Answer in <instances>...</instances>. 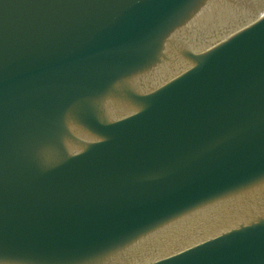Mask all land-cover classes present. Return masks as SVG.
I'll return each mask as SVG.
<instances>
[{"label":"water","instance_id":"95a60500","mask_svg":"<svg viewBox=\"0 0 264 264\" xmlns=\"http://www.w3.org/2000/svg\"><path fill=\"white\" fill-rule=\"evenodd\" d=\"M0 264H264V0H0Z\"/></svg>","mask_w":264,"mask_h":264}]
</instances>
